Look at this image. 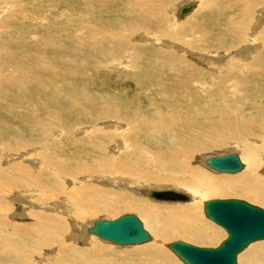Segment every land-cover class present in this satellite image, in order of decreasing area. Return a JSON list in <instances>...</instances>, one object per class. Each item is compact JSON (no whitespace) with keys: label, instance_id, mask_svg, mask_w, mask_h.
<instances>
[{"label":"bare ground","instance_id":"obj_1","mask_svg":"<svg viewBox=\"0 0 264 264\" xmlns=\"http://www.w3.org/2000/svg\"><path fill=\"white\" fill-rule=\"evenodd\" d=\"M69 1L80 9L78 14L67 15L63 21L60 22L59 20L58 23L47 20V24L51 22L54 25L41 26L40 30L37 31L35 28L33 30L31 27L27 26V23L25 22L27 18L25 17V10H23V8L20 7L21 10L19 12L16 9H12V7L11 10H8L9 7L5 5L8 1L0 0V61L2 59L7 60L6 63L2 65V67L7 69V71L0 67V108L4 103L10 107L23 105L26 112H29L31 107H33L31 106L32 101L30 102L29 99L30 91L34 89L37 92V95L44 98L45 102L42 105V109L46 112L60 111L64 109L67 110L66 108L72 107L77 109L80 115H88L89 120L95 124L100 122L103 123V121L107 119L110 120V118H116L123 121L122 123L116 124V126L112 125L111 128L115 127L116 130L111 129L112 131L110 130L111 132H109V134L101 135V142L99 146H91L92 149L97 150L95 152H100L105 148L107 151V146H109L114 139V145L116 144V148H112L113 150L109 157L118 155L120 151H123L125 154L123 155L124 158L120 160L121 162L119 160H113L114 164H110L111 161H108L109 158H103L98 159L99 161H96L97 164L95 165H91V163H89L90 165L88 163L81 165V161V164L79 163L80 165L75 167L74 171L77 172V176L83 174L85 176L84 181H94L96 183H103L105 186L111 185L112 187H114L113 185L115 183L118 184L117 187H122L123 189H127L128 185L136 184V181L145 182L147 179L149 181H171L184 185L188 189L186 192L166 187L161 189L133 188V192H140L141 197H145L159 204L171 203L174 205H183L188 203L187 205L179 208H170L171 211H169L168 208L167 213L164 215H160L158 213V209L154 211L157 215H153L155 237L159 239L166 238L168 235L175 233L178 236L186 238L188 237L198 240L208 239L210 235L200 229L201 226L208 224L199 223L201 224L200 228L197 226L198 214L194 211L196 209L195 204L197 203L194 201L195 196L197 195L196 191H207L212 194H219L234 190L240 192V194L242 193L251 198H256L258 201L260 200L264 202V109L259 106V109H255L257 106L251 105L252 107H249L250 111H252L255 115H252L249 111L250 117L248 118L244 114L245 110H247V105V107L240 106L241 108L228 106L225 109H219L217 113H214V115H218L219 117L217 120L214 119V122L208 121L207 123H203V121L200 120L202 121V125L201 127L198 125V128L200 130H204V135L200 133L201 131L199 129L198 131L200 132L196 133L195 125L191 121L192 118L188 117L189 113L187 116L180 112L181 105L176 102V94L173 93L165 97V93L167 91L177 92L180 89H184L190 92V89H192L196 84V82H194L196 72L186 69L187 65L178 64L179 62H186V60L183 59V56L157 50L158 57H155L153 60L158 62L153 63L158 66L157 68L147 64L143 74H134V72H132L130 73L132 75L126 79H124V76L122 77L119 75L110 76V74H107L105 76L108 80L113 78L124 79L123 81L127 82L128 86H130L133 90L140 88V85L143 83H147L149 88L156 90V79L155 77L149 75L148 70H159L158 68H160V70L166 72L167 77L166 79H163L165 82L164 86L159 91L156 90L157 95L161 97V104L159 106L154 105V107L152 106L149 110H145L139 106L140 111L137 116L133 115L134 117L129 120L128 118L131 115V110H128V112H122L121 109L112 110L108 101L106 102H108L107 104L110 108L102 105L103 99L98 98V95L93 97L98 103L97 106L100 108L98 111L94 109L95 101L92 97L89 98L87 93L82 95L81 102L72 98L76 91H74L70 82L75 83L84 81L86 77H88V69H86V66H90L92 73L96 74L98 65L103 67L106 64H109V68L111 69L119 61L121 63H118L115 68L122 69V65H125L126 62L127 65L128 62H133L136 67H138L140 63H142L143 66V63L145 62V45H138L140 49L137 51V55L129 54V51L127 52L123 50L124 45L119 43L121 39L116 33H114L116 31L105 29L103 32L104 35L100 33V30L98 31V27H108L111 23L109 20L105 24H102L104 15L110 10L118 7L123 10L126 18L134 23L133 25L136 27H143L141 29L136 28L135 30L138 29L140 31H145L146 29L144 28L152 27L154 29L155 27L156 30L154 31L157 32V30H161L165 23L164 8H162L165 0H158V3L154 4H147L146 1L148 0ZM259 1L261 3L254 7L251 11L257 18V23L255 24L254 29H250V31L247 32L248 36L246 38L241 35L245 39L244 42H249L251 46L246 47L242 46L243 44L240 45L242 47L239 51L233 53L236 55L243 53L239 58H234L231 53L224 54L226 56L222 57L223 61H228L230 55L232 57L230 58L231 61L238 59L239 63H237V66L239 65L241 67V72H246L248 68L252 67L253 58L249 63H247V60L251 59V57H255L254 59L257 62V65L255 63V69L253 72L248 70L249 73H251L250 77L252 78V81L254 80V82H251V84H248L250 81L240 82L237 84L236 81L234 84L235 86H233L234 88L237 86V89H232L233 86L229 87V90L231 88L232 92H237L236 90L239 88L241 91H245L246 95L251 93L255 96V98L263 97L264 95V51L263 49L257 51L260 44L259 38L264 39V37L259 35L258 32L259 29H261V23H264V0ZM62 2L63 0L56 4V10L53 11L56 15L60 13ZM215 2H217V4L214 6V14L222 16V18L226 17L225 23H227L228 26L223 34L224 38H219L216 42V48L219 50L224 49L226 46V44L225 46L222 44L223 41H225V43L226 41H229L233 44L239 38L238 34L242 30V25L239 24L237 19H239L240 14L235 13V21H233L230 15H232L237 8L243 4V2L240 0H215ZM185 4L190 3L188 1L181 5H175L176 7H165L171 18V21L168 23V27L175 29L166 34V36L168 35L175 40L178 37H182L185 32L192 33L193 30L204 31V29L195 25V23H191L186 27L179 26L181 23V17L184 19L187 14L195 11V8L193 10L191 9L190 12L181 16L180 10ZM49 5L55 7V1L49 0ZM162 11L163 13H161ZM33 14H35V12H33ZM36 14L40 15L41 12ZM63 14L58 17L60 18ZM216 18L214 19L216 20ZM208 21L210 25V22H212L211 19H208ZM220 22L222 21L220 20ZM61 27L66 30L61 29ZM113 27H118V24ZM210 27L213 28L215 26L210 25ZM120 29L131 32L129 28L119 27V30ZM218 29L220 30L221 27ZM236 32L239 33L236 35ZM35 35H39V38L35 39ZM138 35L140 36L141 44L143 42L153 43L159 45L158 48L167 49L169 51L177 50L181 53H187V50L183 47L181 49L175 44H169L167 43L168 41H164L162 37L157 38L156 36L153 37L150 35H144L143 33ZM211 35L213 36V34ZM201 37L202 39L205 38V40L208 39V35L206 34H203ZM40 38H45V40H40ZM182 41L184 42V40ZM182 41H180V43ZM192 43L194 42H187L186 44H191L192 46ZM207 45H209V42ZM254 54H256V56ZM231 61L228 63H231ZM186 64L190 63L186 62ZM234 68H236V66ZM116 82L118 83L119 81L116 80ZM251 94L250 96H252ZM105 95H108V93ZM134 102L136 103L137 100L134 99ZM190 102L194 103L193 99H191ZM250 104H254L253 100ZM132 105L133 104H131V109L134 107H132ZM193 106L194 105L192 104V107ZM195 110L196 109L194 108L193 112L196 113ZM255 110L257 111L255 112ZM210 113H213L212 103H209L207 105V109L202 112L204 116L205 114ZM22 116V113L18 114V117ZM195 117H197V115ZM121 124H136V127H133V132L131 134L129 133V145L127 142H124L123 139L115 140L117 136L122 138L124 134L125 136L127 135L128 127L124 128ZM109 126L110 125H108V127ZM104 127H106V125H104ZM104 127L102 128L107 129V127ZM119 128L121 129L119 130ZM51 130L52 128L49 126L48 130L44 129L41 131L42 136L46 139L42 147L33 146V143L25 140V138L24 140L14 139L16 140L15 142H1V135L3 132L0 134V259H2V261L0 260V263L5 260V264H32V259L34 257L43 253L45 248L55 244L58 247L57 251L59 257L56 259L51 257V251L46 255L42 254V264H69L70 262H73L72 264H87L74 262V259H77L76 256L84 257V253L73 246L68 245V242L70 241L71 243L78 242L88 244L92 247L90 252L93 253L101 252V254H113L125 259V254L130 252H126L124 250L111 251V249H109L106 245L98 242L96 243L95 241L93 242L91 238L85 236V234L81 233L79 229L82 227L80 221L84 219L85 216L92 215L98 211H110L116 208L117 205H122L120 202L121 200L123 201V199L129 202V206H132L131 201H129L127 197H124L125 195H112L111 197L102 198L104 194L101 191L96 190L92 187V185L90 186L89 184L76 180V178H74L73 182H70L71 190L64 188L58 181L62 178V181L64 180L65 183L68 184L70 180H65V178L69 176V172L64 169L66 165L63 163L64 160L62 161L60 159H56V157L58 158V156L61 155L52 154L50 152V143H48L47 140L49 138H53ZM118 131L119 134H117ZM59 132H61V129L56 131V134ZM54 137H56V141L61 140L62 137L79 142L81 140L74 139L70 133L65 134L63 132ZM213 137L216 139L214 140ZM203 138L214 140L211 141L212 143H221L225 142V140H235L237 143L236 145L241 150V155H237L240 157V162H243L241 169V171H243L238 175L235 173L236 175L224 180V176L212 178L210 176H206L202 171L200 172L199 169L198 171L197 168H189L188 164L192 159L191 155L196 151H201L199 149V143ZM73 148L75 147L73 146ZM110 148L111 147H109V149ZM38 151L41 152L39 153ZM53 151L54 150L52 149V152ZM55 151L63 150L55 149ZM41 155L44 156L40 157ZM81 155V153H77L76 156L79 158ZM182 157L185 158V160H182ZM209 157H200L199 159L201 160H198L199 162L197 166L200 165L204 168H208L205 166V161ZM161 161L163 169L160 167ZM2 165H4L3 168H1ZM35 165H38V168H33ZM94 167H101L100 173L104 174L100 177V179L93 177L94 175H98V173L94 174L93 172H90ZM261 168L262 170L260 172ZM178 171L183 172L184 174L182 175L186 174L187 177H177L178 175H181H176L175 172ZM57 174H60V176ZM137 174H140L142 177H137ZM220 174L227 173H219L217 175ZM74 177L76 176L74 175ZM100 180H104V182ZM111 181H113V183ZM121 183H125V185ZM200 185H203V187L200 188ZM24 190H27L29 193H25ZM149 190L181 191V193H184L189 197V202L164 203L163 201H156L146 196ZM13 202L22 204L20 207L21 212L19 214L16 213V209L12 208L13 206H11V204ZM203 204L204 201L202 202V210ZM142 207L147 213L151 212L150 207ZM16 218H28L32 222L29 224H23L19 223ZM78 226H80V228H78ZM208 227L211 228L209 225ZM86 229L87 227H85L84 231L86 235H89L87 234ZM69 231L70 235L68 236L66 232ZM79 231L80 236H76ZM134 252L138 256L142 257V259L144 258V260L140 261L139 264H175L171 262L166 255H164L160 245H157L156 243L138 247L134 250ZM246 255L247 257H245V262L247 264H264V244L251 246L249 253Z\"/></svg>","mask_w":264,"mask_h":264},{"label":"rangeland","instance_id":"obj_2","mask_svg":"<svg viewBox=\"0 0 264 264\" xmlns=\"http://www.w3.org/2000/svg\"><path fill=\"white\" fill-rule=\"evenodd\" d=\"M7 1L8 2L5 5H7V7H9L8 10H11V7H12V9H16L19 12L21 10V8H23V10H25V17L28 20V22H27V20L25 21L27 23V26L31 27L33 30L35 28L37 31L40 30L41 26L43 27V26H47V25H54L51 22H49L47 24V20L52 21L54 23H58L59 20H60V22L63 21L67 15L78 14L79 10H80L77 6L73 5L69 0L68 1L63 0L62 5H61V9H60V13L58 15H56V13L53 11L56 10V4H58L61 0H54L55 1V7L49 5V0H7ZM151 1H153V2H151ZM157 1L158 0H156V2H155V0H150V1L148 0V1H146V3L147 4H154V3H158ZM169 1L170 0H165L163 7L161 6L162 8H164L165 23L162 26L161 30H157V32L154 31V30H156L155 27H154V29L152 27L144 28V29H146L145 31H140L138 29L135 30L136 28L141 29L143 27H136L135 25H133L134 23L132 21H130L129 19H127L123 10L118 8V7L107 12L104 15V18L102 19V24H105L109 20L111 21V23L108 25V27H106V26L101 27V28L98 27V31L100 30V33L102 35H104L103 32L105 29L110 30V31H112V30L116 31L114 33H116L119 36V38L121 39L119 41V43L124 45L123 50L127 51V52L129 51L128 52L129 54L137 55L138 54L137 51L140 49L138 47V45H145L146 46V50H144V53H145V60L144 61L145 62L143 63V66H142V63H140L141 66L138 64L139 65V66L137 65L138 67H136V65H134L133 62L132 63L128 62V65H129L128 66L127 62H126V64H125L126 66L122 65L123 66L122 69H116L115 68L118 63H121L119 61L111 69L109 68V64H106L103 67L98 65L96 74L92 73V71L90 70V66H86V69L89 70V72L87 70L88 77H86V79L84 81H81V82H75V83L70 82L72 88L74 89V91H76L73 94L72 98L76 101L81 102L82 95L87 93V95H89V98L92 97V99L95 101V106H94L95 108L94 109L96 111H98V110H100V108H99V106H97L98 105L97 101L93 98V97H95V95L96 96L98 95L97 96L98 98L103 99L102 105L108 106L107 103L109 102V106L111 107L112 110L121 109L122 112H128V110H131V115L129 116L128 120L133 118L134 116H137V114L140 111L139 106L145 110H149L152 106L154 107V105L159 106L161 104L160 103L161 97H159L157 95V91H159L164 86L165 82L163 79H166V77H167L166 72L160 70V68H158L159 70H148L149 75L155 77V79H156V86L155 87H156L157 91L155 89L149 88L147 83H143L140 85V88L133 90L130 86H128V83L123 81V80L126 79L127 77L131 76L132 74H130V73H132V72H134V74H140V73L143 74L145 72L144 69H146L145 67H147L146 66L147 64H150L151 66L157 68L158 66L154 65L153 63H158V62H155L153 60L155 59V57H158L157 50H162V51H165L166 53H174V54H177L179 56H183V59L186 60V62L190 63V64H186V62H183V63L179 62L178 64L187 65L186 69H188L189 71H192V72H196V74H195L196 77L194 79L195 80L194 82H196V84L195 85L193 84L194 87L192 89H190V92H188L184 89H180L177 92L167 91L165 93V97H167L173 93L176 94V102L181 105V108H180L181 111L180 112L183 113L184 115H187V116L189 113L188 117L192 118L191 121L195 125V132L196 133L197 132L199 133L201 131L200 133L202 135H204V133H203L204 130H202V129L200 130L198 128V125H199V127H201L202 121H203V123H207L208 121L214 122L215 120H217L219 117H218V115H214V113H217L219 111V109L220 110L222 108L225 109L228 106H232V107L234 106L237 108L240 106L244 107L247 105L248 106V107L246 106L247 110H245V112H244V114L247 116V118L250 117V112L252 115H255L252 113V111H250L249 107H252L251 105H253V106L256 105L257 107L255 109H259L258 106L264 109V100H263L264 95H263V97L255 98V96L252 95L251 93H248L246 95L245 94L246 92L241 91V89H239V88H238V90H236L237 92H232L231 88L229 90V87L233 86L236 81H237V84L240 82H249L250 81L248 84H251V82L252 83L254 82V80L252 81V78L250 77L251 73H249L248 70H250V72H253V70L255 69V63L257 65V62L254 59L255 57H251V59L247 60V63H249L252 61V58H253L252 67L247 69L248 72L247 71L241 72L240 71L241 67L239 65L237 66V63H239L238 59H236V60L232 59L234 61L233 62V61H231L230 58H232L231 55L234 58L241 57V55L243 53L238 54V55L233 54V53L239 51V49L242 46H246V47L251 46V44H249V42H244L245 39L242 36H244L246 38L248 36L247 32H249L250 29H254L255 24L257 23L256 22L257 18L255 17V14H253V12H251V11L254 9V7L258 6L261 2L259 0L258 1L257 0H240L243 2V4L240 5L232 15H230V17L233 19V21H235L236 20V17H234L236 15L235 13L240 14L239 19H237V21H239V24L242 25V30L240 33L236 32V35H237V33H239L238 34L239 38L237 37L238 38L237 41H235L233 44H231V42H229V41H226V43H225V41H223L222 44L224 46L226 44V46L224 47V49L218 50L216 48V46H217L216 42H217V40H219V38H224L223 34H224V31L228 28V26H227V23H225L226 17L222 18V16L214 14V12H215L214 6H215V4H217V2H215V0H173L170 2ZM188 1L190 4H185V5H183V7L186 5H191L192 10L195 8L194 9L195 11L187 14L184 17V19H183V17H181V19H180L181 23L179 24V26L186 27L187 25H189L191 23L192 24L195 23V25L200 26L201 29H204V31L203 30H200V31L199 30L198 31L193 30L192 33L191 32H185L182 35V37H178V38H176V40L172 39L168 35L166 36V34H168L170 31L175 30V29L168 27V23L171 21V18H170V15L168 14V11L166 10V8H169L170 6L176 7L175 5H178V4L181 5V4L186 3ZM192 1H194V2H192ZM172 3H173V5H172ZM195 3H196V6H195ZM15 4H17V5H15ZM245 5H246V8H245ZM18 6H19V8H18ZM159 11H161V10H159ZM33 12H35V14H33ZM40 12H41L40 15L36 14V13H40ZM5 13L7 14L6 11H5ZM161 13H163V11ZM61 14H63V15L59 18L58 16H60ZM214 18H216V20ZM206 19H207V21H206ZM208 19H211V21H212V22H210V25L215 26V27H213V28L210 27ZM241 19H242V21H241ZM220 20L222 22H220ZM213 21H214V23H213ZM116 24H118V27H113ZM122 24H124V25H122ZM213 24H215V25H213ZM263 26H264V23H261V27H260L261 29H259V31H258L259 35H261L262 37H264ZM119 27L129 28L132 33L127 32V31H123L121 29L119 30ZM220 27H221V29L219 30L218 28H220ZM205 28L207 29V31L209 33L213 32V33H211V34H213V36L211 34H209ZM209 28L211 30L212 29L213 30L211 31ZM248 28H249V30H248ZM61 29L66 30L63 27H61ZM157 29H158V27H157ZM214 31H216V32H214ZM140 33H143L144 35H150L153 37L156 36L157 38L162 37V39H164V41H166V42L168 41L167 43H169V44H175V45L179 46L181 49L183 47L185 50H187V53H181L180 51H177L175 49H171V50H175V51H169L167 49L158 48L159 45H156L153 43L143 42L145 44H143V43L141 44L140 36L138 35ZM203 34L208 35V39H206V40H205V38L202 39L201 36ZM165 36H166V38H165ZM215 36H217V37H215ZM37 38H39V35H35V39H37ZM41 39L45 40V38H40V40ZM210 39L211 40L215 39V40L211 41ZM182 40H184V42L186 40V42L184 43ZM174 41H177L178 43L174 42ZM180 41H182L181 42L182 45H181ZM206 41H207V43H206ZM259 41H260V44L258 46L257 51L261 50V49H263V51H264V39L259 38ZM187 42L188 43L194 42V43H192V46H191V44L190 45L186 44ZM208 42H209V45H207ZM211 42H212V44H211ZM193 45H195V46H193ZM218 45H220V44H218ZM240 45H242V46H240ZM206 46H207V48H206ZM225 48H227V49H225ZM201 50H203L204 52ZM214 53H215V55H214ZM230 53H231V55H230L229 60L223 61L222 57L226 56L224 54H230ZM155 55H157V56H155ZM254 55L256 56V54H254ZM193 56H195V57H193ZM6 61H7L6 59H2L0 61L1 62L0 67H2V65H4L6 63ZM230 61H231V63H228ZM235 61H237V62H235ZM263 61H264V58H263ZM207 63H208V65H207ZM176 66H178V65H176ZM230 66H232V67H230ZM235 66H236V68H234ZM141 68H143V69H141ZM3 69L5 71H7V69H5V68H3ZM139 69H141V70H139ZM148 69H150V68H148ZM107 74H110V76H114V75H119L122 77L124 76V79H114L113 78L114 80L110 79L111 80L110 81L105 77ZM245 74H247V75H245ZM116 80L119 82L117 83ZM234 86L232 89H235V88L237 89V86L235 88H234ZM117 87H118V89H117ZM117 91H119V92H117ZM97 92H98V94H97ZM104 93L105 94L108 93V95H105ZM250 94L252 96H250ZM99 95H100V97H99ZM29 99H30V102L32 101L31 106H33V107H31V110L29 111L30 113L26 112L23 105L18 106V107H10L4 103L3 106L0 108V124H1L0 134H2V132H3V134L1 135L2 136L1 142H3V141L4 142H7V141L15 142L16 140H14V139L24 140V138H25V140L31 141L33 143V146L42 147V145L46 139H45V137L42 136L41 131L44 129L48 130V128L50 126L52 128L51 135L53 136V138H49L47 140L48 143H50V147H49L50 152L52 154L61 155V156H58V158L56 157V159H60L62 161L64 160L65 162L63 161V163L66 164L64 169H65V171L69 172V176L65 178V180H68V181L70 180L68 184L65 183L64 180L62 181V178H60L58 181L59 183H61L63 185L64 188H68L69 190H71L70 189V187H71L70 182H73L74 178H76V180L82 181L86 184H89L90 186L92 185V187H94L96 190L101 191L104 194L102 198L111 197L112 195H122V196L125 195L124 197H127V199L129 201H131V205L133 206V208H132V206H129L130 205V204H128L129 202H127L126 200L123 199V201L121 200V202H120V203H122V205L121 204L119 206L117 205L116 208H114L110 211H98L92 215L85 216L84 219H82L83 221L82 220L80 221V224L82 227L80 228V226H78V228H80L79 230L81 231V233H83V234H85V236L91 238L93 240V242L95 241L96 243L98 242L100 244L106 245L109 249H111V251L124 250L126 252H130V253L125 254V259L120 258L117 255H113V254H111V255L105 254V253L101 254V252L100 253H95V252L93 253V252H90V249L92 247L89 246L88 244H83V243H78V242L77 243H71V241H70V242H68V245H71L74 248H76V249H78L84 253V257L76 256L77 259H74V262H79V263L82 262V263H87V264L88 263L89 264H133V263L139 264L140 261L144 260V258L142 259V257L138 256L134 252V250L138 247H141V246H145V245H148L151 243H156L157 245H160L162 252L164 253V255H166L169 258V260L171 262H173L175 264H183L166 247V245L168 243L179 240V241H183L185 243H189L191 245H195L198 247H216L227 236L226 232L220 226L216 225L215 223H213L209 219L205 218V216L203 214V210H202V202L203 201L205 202V201L210 200V199H230V198H233V199H239V200L246 201L252 205H255V206H258V207H261L264 209V202L263 201H260V200L258 201L256 198H251V197L246 196L242 193L240 194V192H238V191L231 190L229 192L226 191L224 193H219V194L218 193L212 194V193H209L207 191L206 192L196 191L197 195L195 196V199H194V201L197 202L195 204L196 209L194 211L197 212V214H198V220H197L198 225L197 224L196 225L199 228L201 226V224H199V223L208 224L209 226H211V228H209L208 225H205V226H201V228H200L201 230H203V232L210 235L208 237V239L206 238V239L198 240V239H194V238H188V237L186 238L183 236H178L176 233L168 235L166 238H163V239L160 238L159 239V238L155 237V230H154L155 224L153 221V217H154L153 215H155V216H157V215L154 213V211H156L158 209V213L160 215H164L167 213L168 208H169V211H171L170 208H179V207L187 205L188 203L183 204V205H181V204L174 205V204L165 203V202H164L165 204H161V203L159 204V203L151 201L145 197H141L140 196L141 193L140 192L136 193V191L133 192V188L161 189V188L166 187L169 189H171V188L178 189V190H181L184 192H186V190H188V189L182 184L171 182V181H169V182L163 181V180L162 181L161 180L160 181H149L147 179V180H145V182L136 181V184L128 185L127 189H125V188L123 189L122 187L121 188L117 187L118 184H115V183H114V185L112 184L114 186V187H112L111 185L105 186V184H103V183H96L94 181H88V180L84 181L85 176L83 174L77 176V172L74 171L75 167H77L78 165L81 164V161H82L81 165H83L85 163H88V164L91 163V165L92 164L95 165V164H97L96 161H99L98 159L109 158L108 161H111L110 164H112V163L114 164L113 160H119L120 161L124 158L123 155L125 154V152H123V151H120V153L118 155H114V156L109 157V155L111 154V152L113 150L112 148H116V144L114 145V139L109 144V146H107V151L105 148L104 150H101L100 152H95L97 150L91 148V146L94 147V146L100 145L101 135L109 134V132L112 131L111 129H115V127L111 128L112 125L116 126V124L122 123L123 121H120L116 118H110V120L107 119V120L103 121V123L100 122V123L95 124L89 120L88 115H86V114L80 115L78 110L75 108H72V107L66 108L67 110L64 109V110H60V111L46 112L42 109V105L45 102L44 98L37 95V92L34 89H32L30 91V98ZM134 99L137 100L136 103L134 102ZM191 99H193L194 103L190 102ZM244 99H245V101H244ZM126 100H128V101H126ZM252 100H253L254 104H250V103H252ZM106 101H108V102H106ZM140 103H142V104H140ZM209 103H212V112L213 113L205 114V116H207V117H205L202 114V112L205 111V109H207V105ZM131 104H133L132 107L134 106L132 109H131ZM192 104L194 105L193 107H192ZM116 107H118V108H116ZM194 108L196 109L195 110L196 113L193 112ZM33 110L34 111L36 110V111L34 112ZM256 111L257 110H255V112ZM20 113H22V115H23L22 117H18V114H20ZM196 115H197V117H195ZM5 116H6V118L7 117L8 118L6 119ZM200 120H202V121H200ZM89 125L91 128L89 127ZM104 125H106L107 129L102 128V127H104ZM108 125H110V126L108 127ZM121 125L124 126V128L128 127L127 135L125 136V134H124L122 138H119L117 136L116 137L117 139L115 138V140H119V139L122 140L123 139V141L127 142V144H128V142L130 141L129 136L133 132V129H134L133 127L134 126L136 127V124H133V125L121 124ZM106 127H104V128H106ZM59 129H61V132L65 133V134L70 133L71 136L74 137V139H81L80 142L74 141V140H69L66 137H62L61 140L56 141V137H54V136H57L58 134L61 133V132H59L58 134H56V131H58ZM120 129L121 128H119V130ZM198 129L200 131H198ZM76 133H79V134H76ZM117 134H119V131ZM215 137H217V136H215ZM215 139L216 138H214V140ZM214 140H209L208 138H203L200 141V143H199L200 148L199 149L201 151H196V152L192 153V155H191L192 159L189 161L190 163L188 164V167L189 168H195V169L197 168V170L199 169L200 172L202 171L206 176H210L212 178H218L220 176H224L225 177L224 180H226L227 178H230L233 175L240 174L243 170L240 171L239 173H236V174H220V175H217L219 173H216L215 171H212L208 168H204L203 166H200V165L197 166L198 162L201 160V159H199L200 157L216 156V155H222V154H226V153H236L238 155H241V150L236 145L237 143L235 140H225V142H221V143H212L211 141H214ZM64 143H65V145H64ZM70 143H71V145H70ZM88 144H90V145H88ZM111 144H112V146H111ZM66 145H67V147H66ZM73 146L75 148H73ZM120 146H117V147H120ZM109 147H111V148L109 149ZM52 149L54 151H55V149L63 150V151H55V152L53 151L52 152ZM114 150H116V149H114ZM41 151H38V152L40 153ZM93 152H95V153H93ZM77 153H81L82 154L81 157L82 156L83 157L78 158L76 156ZM43 156L44 155H41L40 157H43ZM180 160H181V158H180ZM182 160H185V158H183ZM241 163L243 164V162H241ZM70 165H71V167H70ZM3 166L4 165H2L1 168H3ZM160 167H161V169H163L162 168V161L160 162ZM33 168H35V169L38 168V165H35ZM174 170H177V169H174ZM261 170H262V168L260 169V172H261ZM90 172L91 173L93 172L94 174L98 173V175H94L93 177L99 178V179L104 174V173H100L101 167H94L92 169V171H90ZM178 172H175L176 175H178V174H181V175H178L177 177H180V178L187 177L186 174L182 175V174H184L183 172H181V171H178ZM57 175L60 176V174H57ZM74 175L76 177H74ZM137 175H138L137 177H139V176L142 177L140 174H137ZM100 181L104 182V180H100ZM111 182L113 183V181H111ZM121 184L125 185V183H121ZM201 187H203V185H200V188ZM181 191H178V192H181ZM24 192L29 193L27 190H24ZM137 195H139V196H137ZM146 196L148 198H151L147 194H146ZM255 199H256V201H255ZM154 205H156V206H154ZM11 206H13L12 208L16 209L17 214H19L21 212L20 207L22 206V204L17 203V202L16 203L13 202L11 204ZM142 206L150 207L151 212L147 213L146 211H144V208ZM160 206H162V207H160ZM127 213L128 214H134L140 219V221L143 224L144 229L151 236V240L149 242L144 243L141 246L135 245V246L120 247V246L114 245L112 243H109L107 241H103L94 235H86V233L84 231L85 227L91 226V224L94 220H97V219H114L120 215L127 214ZM16 220L19 223H23V224L24 223L29 224L32 222L28 218L27 219L26 218L25 219L24 218H22V219L16 218ZM80 231H79V233L76 234V236H80ZM171 233H174V232H171ZM66 234H68V236H69L70 231L66 232ZM261 244H264V240L258 241L256 243L252 244L251 246H257V245H261ZM251 246L246 248L245 250H243L241 253H239L237 255V259H236L237 264H247L245 262V257H247L246 254L249 253ZM50 247H53V248H50ZM50 247L45 248L43 253L38 254L37 257H34L32 259V262H33L32 264H39V263L42 264L43 263V255L42 254L46 255L50 251H51V253H50L51 257H53L54 259L58 258L59 257L58 251H57L58 247L55 244H53V246H50ZM40 257H41V259H40ZM79 257H80V259H79ZM0 260L2 261V259H0ZM5 263H6V261L4 260V262H2L0 264H5ZM72 263L73 262H70L69 264H72Z\"/></svg>","mask_w":264,"mask_h":264},{"label":"water","instance_id":"obj_3","mask_svg":"<svg viewBox=\"0 0 264 264\" xmlns=\"http://www.w3.org/2000/svg\"><path fill=\"white\" fill-rule=\"evenodd\" d=\"M191 5L181 8L180 15L190 12ZM205 166L219 173L235 174L242 163L236 153L211 156ZM147 195L156 201H189L184 193L171 190H149ZM205 218L220 226L227 234L217 247H198L174 241L166 247L183 264H237V255L250 244L264 240V209L239 199H210L203 204ZM87 234L117 246L142 245L151 240L140 219L123 214L114 219H97L86 229Z\"/></svg>","mask_w":264,"mask_h":264}]
</instances>
